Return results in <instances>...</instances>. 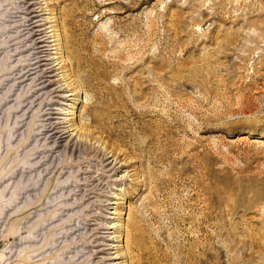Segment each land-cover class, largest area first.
Returning a JSON list of instances; mask_svg holds the SVG:
<instances>
[{"label": "rangeland", "instance_id": "obj_1", "mask_svg": "<svg viewBox=\"0 0 264 264\" xmlns=\"http://www.w3.org/2000/svg\"><path fill=\"white\" fill-rule=\"evenodd\" d=\"M38 1L0 0V264H110L114 245L128 264H264V0H48L73 121L118 127L115 172L100 143L49 139L72 108L57 72L23 77Z\"/></svg>", "mask_w": 264, "mask_h": 264}, {"label": "bare ground", "instance_id": "obj_2", "mask_svg": "<svg viewBox=\"0 0 264 264\" xmlns=\"http://www.w3.org/2000/svg\"><path fill=\"white\" fill-rule=\"evenodd\" d=\"M48 3H49L48 0H40L37 3H33V5L43 4V6H41V5L39 6V8L42 7L39 12L43 14V13H45L44 10H48V15L45 17L43 15H37V16L32 17L33 19L28 18L29 21H26V26L30 27L31 24L29 25L28 23L34 19L38 20V21H36V23L40 22V20H45L44 23L41 22L40 23L41 25L37 26V27H40V30H38L36 33H33V35L30 38V41H28V42H33V47L30 50H34V52L30 56V58L27 59V61H33L34 60L33 61L34 64L28 65L30 67V69L27 71V73L23 77H25L26 75L32 76V75H38V74L40 75L41 74V76L38 78V80H41L44 76L49 75V74L47 75V73L57 72V74H54V75L51 74V76H58L59 77L58 81H55V82L52 81L53 83H56L59 85L57 87V89H55V91L61 92L57 95V97L63 101L64 100L71 101L72 103L68 102L70 104H66V105H69L70 106L69 108H72V110L67 112V109H64L65 110L64 114H67L69 119L65 118L62 123H54V124H50L48 126V129H46V130L50 134L49 139L52 140V142L56 145L55 149H58L59 146L63 147L62 144L65 142V140L67 138H70V137L77 138V139H79V137H80V138L84 139L85 141L88 140L90 142L95 141L98 144L100 143L101 144L100 148L103 146L102 147V150H103L102 156H103V161L106 163V166H110L114 163L113 168L108 170V171L109 172H112V171L115 172L116 171L115 165L117 163L121 162V161H118V157L121 156L123 153L121 151L120 146H118V143H117V146H114V143H111L112 140L117 142L119 139H121V136H120L121 134H119V135L114 134V132L116 131V129L118 127L115 125H113V127H109L106 125L107 129H108L106 132L107 133V137H106L107 140L105 141L104 140L105 138H104L103 142H102L101 139L94 136V133H93L92 129H90L89 125L77 126V124L73 121V118L76 119V112L77 111L75 110L76 107L71 106V105L74 104L75 101H77V98L79 96L78 95L79 87H82L83 85L79 84V85L75 86V83H73L74 81L73 80L71 81L72 77L69 76L70 74H68L67 71H65V67L63 65V62H64L63 56L61 54V45H60L61 34H59V29L57 30V25H54V23H56V19L52 18L50 16V14H52V10L49 8ZM26 10H28V9H26ZM37 10L34 9V11H32V10L31 11L37 13ZM32 15H35V14H32ZM24 19H27V18H24ZM32 23H34V22H32ZM31 31H32V29L29 30L28 34L32 33ZM50 49H54V51H55L54 54H57L58 56L49 58L47 55H49ZM48 60L52 61V62L48 64L47 63ZM45 63H47V64H45ZM41 67H44V68L47 67V68L42 69ZM104 74L105 73H103L101 71V68L99 66L94 65L92 72L91 71L87 72L84 79H86V81L88 83H91L93 88L94 87H101L100 80L102 79L101 77ZM76 76L77 75L75 74L73 77H76ZM52 82H50L49 84H51ZM99 90H101V89H99ZM96 97H98V96L96 95ZM74 115H75V117H74ZM140 129H142V128H140ZM65 147H67L66 144L64 145V148ZM99 186H101V185H99ZM109 228L110 229L113 228L114 232L118 234L117 236L112 237V238H114L116 240L115 242H119L118 238L120 237L119 231L121 229V225L120 224L115 225V226L112 225ZM112 248L115 249V252L113 253V256L111 258L107 259V261H112V263H110V264H128V262L126 260L127 259V257H126L127 251L126 252L123 251L121 246H117V245L116 246L114 245ZM114 260H116V261H114Z\"/></svg>", "mask_w": 264, "mask_h": 264}]
</instances>
